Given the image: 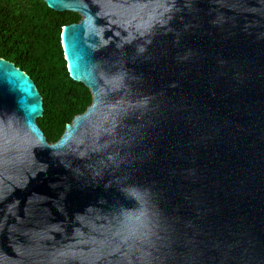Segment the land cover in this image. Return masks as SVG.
Listing matches in <instances>:
<instances>
[{
	"label": "water",
	"instance_id": "obj_1",
	"mask_svg": "<svg viewBox=\"0 0 264 264\" xmlns=\"http://www.w3.org/2000/svg\"><path fill=\"white\" fill-rule=\"evenodd\" d=\"M39 1L92 104L0 58V264H264V0Z\"/></svg>",
	"mask_w": 264,
	"mask_h": 264
},
{
	"label": "trees",
	"instance_id": "obj_2",
	"mask_svg": "<svg viewBox=\"0 0 264 264\" xmlns=\"http://www.w3.org/2000/svg\"><path fill=\"white\" fill-rule=\"evenodd\" d=\"M75 13H57L39 0H0V58L25 72L43 99L37 124L49 144L92 104L90 91L68 73L61 47L62 28L77 24Z\"/></svg>",
	"mask_w": 264,
	"mask_h": 264
}]
</instances>
